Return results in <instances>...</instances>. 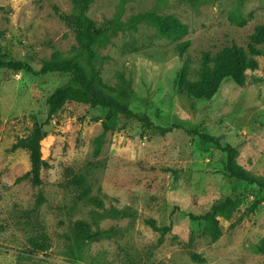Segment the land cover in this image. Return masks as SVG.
I'll use <instances>...</instances> for the list:
<instances>
[{"label":"rangeland","instance_id":"1","mask_svg":"<svg viewBox=\"0 0 264 264\" xmlns=\"http://www.w3.org/2000/svg\"><path fill=\"white\" fill-rule=\"evenodd\" d=\"M55 6L77 12L74 0H0V56L35 70L55 51L82 59L77 33ZM235 12L244 25L231 20ZM141 13L147 18L130 28ZM89 16L107 31V43L95 46L103 80L130 81L131 108L162 129L121 118L95 155L107 110L68 103L44 127L43 157L51 166L43 183L18 181L31 163L29 152L13 145L46 119L48 95L70 74L0 68V264H264V191L226 179V154L186 131L239 146V163L264 180V55L243 85L229 77L210 100L181 86L185 70L189 80L200 79L205 52L234 44L249 52L255 27L264 23V0H94ZM116 21L127 27L114 30ZM78 174L90 188L86 198L70 183ZM235 193L243 202L231 219L219 217L223 234L213 241L191 214ZM255 200L261 204L247 212ZM148 219L172 229L162 235ZM41 234L49 237L45 252L30 244Z\"/></svg>","mask_w":264,"mask_h":264},{"label":"trees","instance_id":"2","mask_svg":"<svg viewBox=\"0 0 264 264\" xmlns=\"http://www.w3.org/2000/svg\"><path fill=\"white\" fill-rule=\"evenodd\" d=\"M94 0H74L76 13H65L55 6V11L65 24L73 29L78 36L84 51L83 58L65 57L61 52L55 51L48 58L43 59L42 66L35 70L33 66L21 60L8 57L7 53L0 56V68H8L14 72L26 71L35 75H44L49 72L68 73L70 78L63 84L57 86L47 97V117L43 122L35 120L31 132L20 137L13 145V149L23 148L29 152L31 168L18 177V181L29 180L34 186L43 183L42 171L49 168L51 164L43 157L42 141L47 135L44 127L63 110L68 103H79L89 107H102L107 110L104 118L100 119L103 126L102 133L94 140L95 155L100 154L107 134L118 128L121 118L140 122L146 129H162L152 122L146 114L135 112L131 106V98L134 90L130 81L122 77V82L117 85L107 83L103 80L98 69L99 55L95 49L96 45H104L108 41L107 31L96 28V21L89 16V8ZM147 18V14H138L128 23L130 28H136V24ZM231 20L238 25H244L246 19L235 12L230 16ZM127 27L126 23L116 21L114 30ZM190 41L178 45L179 52L183 53L189 46ZM249 52L242 46L236 44L227 46L216 54L205 52L202 58V73L199 80L191 81L187 77L186 70L181 77V86L195 98L212 99L219 91L223 81L227 78L243 85L246 81V72L256 70L260 64L256 56L264 55V23L255 27L248 45ZM178 128H185L175 126ZM173 127L164 129L171 131ZM189 134L198 136L202 141L214 145L226 154L225 167L222 172L226 179L243 181L247 185L258 186L264 191V180L255 177L238 161L240 147L237 145L224 144L220 137L205 131L186 129ZM70 183L80 191L79 197L89 196L90 188L86 186L84 175H74ZM264 193V192H263ZM44 197L40 196L37 204L41 205ZM243 202L242 194L224 195L213 202L210 209L199 215L191 214L192 218L205 222L204 232L213 241L219 239L223 234V227L219 217L231 219ZM261 200H255L247 209V212L257 210ZM147 223L162 235L172 229V224L160 228L155 219H148ZM30 244L36 251H47L50 248L49 237L46 234L30 238ZM264 252V246L261 247Z\"/></svg>","mask_w":264,"mask_h":264}]
</instances>
